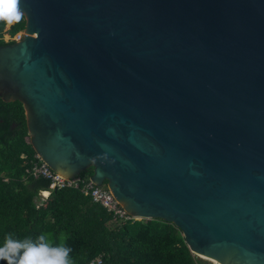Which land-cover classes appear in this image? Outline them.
<instances>
[{"label": "water", "instance_id": "obj_1", "mask_svg": "<svg viewBox=\"0 0 264 264\" xmlns=\"http://www.w3.org/2000/svg\"><path fill=\"white\" fill-rule=\"evenodd\" d=\"M0 98L53 171L179 228L217 264H264V0H20Z\"/></svg>", "mask_w": 264, "mask_h": 264}, {"label": "trees", "instance_id": "obj_2", "mask_svg": "<svg viewBox=\"0 0 264 264\" xmlns=\"http://www.w3.org/2000/svg\"><path fill=\"white\" fill-rule=\"evenodd\" d=\"M6 25L0 21V46L13 43L3 35L22 30L25 18ZM35 155L22 103L0 98V246L7 233L20 240L44 234L53 245L63 242L72 249L73 264H211L190 251L171 222L117 220L93 202L81 189L92 167L76 176L81 179L76 187L50 189L49 179L31 173ZM40 190L49 195L44 199Z\"/></svg>", "mask_w": 264, "mask_h": 264}, {"label": "clouds", "instance_id": "obj_3", "mask_svg": "<svg viewBox=\"0 0 264 264\" xmlns=\"http://www.w3.org/2000/svg\"><path fill=\"white\" fill-rule=\"evenodd\" d=\"M23 16L20 0H0V21L18 23ZM71 251L63 242L53 245L44 234L35 240L31 237L20 240L14 238L13 233H7L0 246V261L6 264H73Z\"/></svg>", "mask_w": 264, "mask_h": 264}, {"label": "built area", "instance_id": "obj_4", "mask_svg": "<svg viewBox=\"0 0 264 264\" xmlns=\"http://www.w3.org/2000/svg\"><path fill=\"white\" fill-rule=\"evenodd\" d=\"M24 32L23 29L18 31L15 35H7V40H13L17 42L21 40ZM35 157L38 159L37 162H34L31 166V173L34 176H42L50 180L49 188H59V187H76L81 181L80 178H66L60 174L53 171L45 162H43L39 155L36 154ZM85 195H89L93 202L101 204L108 212H110L117 220H130L139 219L138 217L129 214L126 210L119 204L111 191L104 185H95L90 179L84 182L81 187ZM39 195L44 199L49 195V190H40ZM96 262L99 263V259H96Z\"/></svg>", "mask_w": 264, "mask_h": 264}, {"label": "rangeland", "instance_id": "obj_5", "mask_svg": "<svg viewBox=\"0 0 264 264\" xmlns=\"http://www.w3.org/2000/svg\"><path fill=\"white\" fill-rule=\"evenodd\" d=\"M9 25H10V24L7 23L6 28H7ZM7 35H8V34L5 33V34L3 35V38L6 39V38H7ZM200 258L206 260L207 262H210L211 264H214V262H212L211 260L205 259V258H203V257H200Z\"/></svg>", "mask_w": 264, "mask_h": 264}, {"label": "bare ground", "instance_id": "obj_6", "mask_svg": "<svg viewBox=\"0 0 264 264\" xmlns=\"http://www.w3.org/2000/svg\"><path fill=\"white\" fill-rule=\"evenodd\" d=\"M202 257H204V256H202ZM209 260H211V259H209ZM212 262H214L215 264H217V262L216 261H214V260H211Z\"/></svg>", "mask_w": 264, "mask_h": 264}]
</instances>
